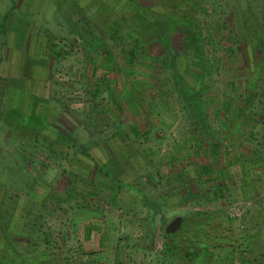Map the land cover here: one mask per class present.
<instances>
[{"label": "rangeland", "instance_id": "1", "mask_svg": "<svg viewBox=\"0 0 264 264\" xmlns=\"http://www.w3.org/2000/svg\"><path fill=\"white\" fill-rule=\"evenodd\" d=\"M8 241L32 264H264V0H0V264Z\"/></svg>", "mask_w": 264, "mask_h": 264}, {"label": "trees", "instance_id": "2", "mask_svg": "<svg viewBox=\"0 0 264 264\" xmlns=\"http://www.w3.org/2000/svg\"><path fill=\"white\" fill-rule=\"evenodd\" d=\"M135 5H136L135 8H136L137 13L139 15L143 16L145 19L148 18V15H147V12H146L145 8L142 5H140V4H135ZM220 26L221 25H216L215 30L219 31L221 29ZM133 40H134L133 48L127 52L128 56H129L127 58L129 64H133V62L136 60L135 57L138 56L137 49L141 48V45H142V41L140 40V38L134 37ZM99 49H100V51H102V50L106 51L105 46L104 47L103 46H99ZM108 52L111 53L110 51H108ZM174 83H178V82L174 81ZM176 88H177V90L179 92L182 93L181 96L184 99H186L185 101H187L189 99H192V100H190V102L187 101L188 104H186L184 102L183 109L189 111V107H191L192 111H190L189 114L197 115L196 119L202 120L201 122H203L204 121L203 111L201 110V107L198 104V103H202V101H201L202 92L195 91L194 89L188 91L187 87H185L183 85H178V84L176 85ZM107 93H108V89L107 88L103 89L101 86H98L92 92V96L97 98V99H101ZM122 130H124V129H122ZM130 133H132V132H130ZM61 137H62L61 138L62 140H68L67 139L68 137L66 135H63ZM113 180L115 182H117V179L115 177L113 178ZM212 189H213L212 193H210V192L207 193V195L209 197V198H207L208 200H217L218 202H221L222 200H225L223 198V192L221 190V186H217V187L212 188ZM115 193H117V192L112 191V194H113L112 198H116L117 197V195ZM145 203L146 204H144V206H146L147 209L149 210V214L151 216L154 215V217H157L158 213H160V211L162 210V207H161L160 203H153V201H151V200H146ZM165 235L167 236L168 234L165 232ZM4 250H6L8 258L12 259L13 261H15L16 264H32V262H30L29 260H25L23 257L21 258V256H19V257L16 256L17 253L15 252L16 250L14 248V245H13L12 241L11 242L8 241V244H7V242H6V244H4ZM0 259H1V257H0ZM48 261H50V259L46 258V259L42 260V263L45 264ZM0 263H2V262H0Z\"/></svg>", "mask_w": 264, "mask_h": 264}, {"label": "built area", "instance_id": "3", "mask_svg": "<svg viewBox=\"0 0 264 264\" xmlns=\"http://www.w3.org/2000/svg\"><path fill=\"white\" fill-rule=\"evenodd\" d=\"M226 212L228 213L230 218L238 222L242 220L245 213L244 206L240 203H233L227 208Z\"/></svg>", "mask_w": 264, "mask_h": 264}, {"label": "water", "instance_id": "4", "mask_svg": "<svg viewBox=\"0 0 264 264\" xmlns=\"http://www.w3.org/2000/svg\"><path fill=\"white\" fill-rule=\"evenodd\" d=\"M182 224V217H175L165 228L166 233H172L180 229Z\"/></svg>", "mask_w": 264, "mask_h": 264}]
</instances>
